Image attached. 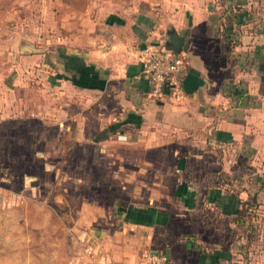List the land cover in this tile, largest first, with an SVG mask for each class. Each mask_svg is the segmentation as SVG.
<instances>
[{
  "label": "crops",
  "instance_id": "obj_1",
  "mask_svg": "<svg viewBox=\"0 0 264 264\" xmlns=\"http://www.w3.org/2000/svg\"><path fill=\"white\" fill-rule=\"evenodd\" d=\"M78 18L57 44L47 45L41 112L49 117L54 81L61 126L68 127L66 120L72 118L77 133L84 135L90 128L100 134L97 137L106 134L104 140L115 136L128 148L137 146V159L163 162L165 168L150 169L151 174L165 176L172 193L165 203L120 209L121 227L131 231L137 246L113 260L139 264L142 251L158 244L167 255L165 264H257L258 256L264 260V250L238 249V240L236 248H229L232 243L225 236L221 250L199 247L217 243L211 225L196 230L204 221L190 215L211 192L226 201L233 191L237 208H247L246 215L221 212V229L264 221V0H128ZM171 29L186 45L179 52L182 95L174 99L164 93L156 99L138 53L145 46L164 44ZM36 54L19 53L10 71L0 76L1 118L8 109L32 111L20 97ZM46 63L55 64L56 74ZM4 88L19 98H10L8 108L2 106L7 104ZM135 210L142 211V217Z\"/></svg>",
  "mask_w": 264,
  "mask_h": 264
},
{
  "label": "rangeland",
  "instance_id": "obj_2",
  "mask_svg": "<svg viewBox=\"0 0 264 264\" xmlns=\"http://www.w3.org/2000/svg\"><path fill=\"white\" fill-rule=\"evenodd\" d=\"M126 2L0 0V76L14 66L19 46L29 44L38 50L36 64L28 70L24 65L29 83L20 97L32 111L8 109L4 118L0 116V264H117L113 256L137 246L131 231L121 227L120 209L172 198L166 177L151 174L154 168H165L163 162L137 159V146L128 148L115 136L104 140L106 134L97 137L100 134H92L90 128L84 135L77 133L72 118L66 120L68 127L61 126L54 81L49 117L41 112L47 45L57 44L80 21L79 15ZM46 64L56 74L55 64ZM13 94L4 88L7 104L2 106H10L9 99L17 98ZM15 115L23 119H12ZM170 205L178 211L176 204ZM190 213L204 221L194 229L210 224L212 241L217 243L199 247L221 250L225 236L232 243L229 248H236L238 240V249L264 250V221L221 229V213L207 202ZM183 234L187 233L179 237ZM154 248L164 250L161 244ZM255 258L264 264L260 256Z\"/></svg>",
  "mask_w": 264,
  "mask_h": 264
},
{
  "label": "built area",
  "instance_id": "obj_3",
  "mask_svg": "<svg viewBox=\"0 0 264 264\" xmlns=\"http://www.w3.org/2000/svg\"><path fill=\"white\" fill-rule=\"evenodd\" d=\"M138 57L143 63V74L147 77L152 97L158 99L167 93L174 99L182 95L181 80L183 60L179 52L161 46H145ZM167 255L161 249H145L139 264H165Z\"/></svg>",
  "mask_w": 264,
  "mask_h": 264
},
{
  "label": "trees",
  "instance_id": "obj_4",
  "mask_svg": "<svg viewBox=\"0 0 264 264\" xmlns=\"http://www.w3.org/2000/svg\"><path fill=\"white\" fill-rule=\"evenodd\" d=\"M192 193H189V195H191ZM234 192H230L229 196L227 197L226 201H221V196L218 197V194L216 193H210L208 196L205 197V200L209 203H213L215 207H217L218 209V212H222V213H235L238 217H241V216H245L246 214V210L247 208H237V203H239V200L235 197H234ZM202 201V200H201ZM222 202V203H221ZM235 202V204H234ZM252 202H254V199L252 197ZM226 205H224V204ZM247 203V202H246ZM253 204V203H252ZM200 205V204H199ZM248 205H251L250 203H248ZM226 206V207H225ZM129 210H134L132 207H129L128 208ZM127 210V212L129 211ZM136 211V210H135ZM137 215H140L143 214L142 211H136ZM139 213V214H138ZM219 213V214H220ZM128 215V213H127ZM142 217V216H141ZM145 218H148V216H144ZM127 218H129V216H127ZM130 219V218H129ZM139 220V218L137 219V221ZM184 237H187V236H191V235H187V234H184L183 235ZM216 258L220 257L219 254H215ZM217 260H214L212 263H216Z\"/></svg>",
  "mask_w": 264,
  "mask_h": 264
},
{
  "label": "water",
  "instance_id": "obj_5",
  "mask_svg": "<svg viewBox=\"0 0 264 264\" xmlns=\"http://www.w3.org/2000/svg\"><path fill=\"white\" fill-rule=\"evenodd\" d=\"M166 40L164 42V44H162V46L165 49L171 50L173 52H180L181 49H184L186 45H184V47L182 46V39L176 34V32L171 29L166 33ZM19 53L21 54H28V53H32V52H37L38 50L34 49L31 45L29 44H23L21 46H19L18 48ZM121 210H124L123 208H121Z\"/></svg>",
  "mask_w": 264,
  "mask_h": 264
}]
</instances>
